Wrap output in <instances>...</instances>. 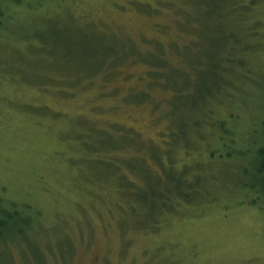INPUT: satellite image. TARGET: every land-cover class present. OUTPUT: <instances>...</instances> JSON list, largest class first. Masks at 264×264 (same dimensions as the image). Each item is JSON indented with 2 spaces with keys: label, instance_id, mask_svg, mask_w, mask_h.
Masks as SVG:
<instances>
[{
  "label": "rangeland",
  "instance_id": "obj_1",
  "mask_svg": "<svg viewBox=\"0 0 264 264\" xmlns=\"http://www.w3.org/2000/svg\"><path fill=\"white\" fill-rule=\"evenodd\" d=\"M199 9L194 0H0V204L18 214L0 228V264H264V213L251 197L237 205L242 192L231 198L247 162L227 157L236 149L251 159L247 124L263 112L264 0H226L200 37L190 29ZM229 33L240 61L218 74ZM251 40L256 54L243 48ZM150 147L164 175L183 170L211 194L140 229L156 217L159 189L128 164L157 178Z\"/></svg>",
  "mask_w": 264,
  "mask_h": 264
},
{
  "label": "trees",
  "instance_id": "obj_2",
  "mask_svg": "<svg viewBox=\"0 0 264 264\" xmlns=\"http://www.w3.org/2000/svg\"><path fill=\"white\" fill-rule=\"evenodd\" d=\"M10 1H12V0H10ZM13 1H15L17 3V0H13ZM194 2H196L199 5L200 9H199V13L196 16L190 17V20L194 21L193 28L191 25L190 29L195 31L196 34L199 35V37H200L201 35L207 34L204 31L205 27L206 28H207V26L209 27V23L207 24V21L215 20V18H216L215 16H218L219 13L223 11V9L226 5V0H194ZM247 8H249V7L248 6L244 7V9H247ZM228 10L230 12L231 11L236 12L238 9L230 8ZM245 12H247V11L245 10ZM240 15H242V14H238V16H240ZM206 17L209 20L206 19ZM224 22H223L222 26L225 25ZM238 23L239 22L236 21V22H234V25L239 28L240 26ZM251 27L256 28V26H251ZM257 34H258V36H260V33H258V30L255 29L254 31L249 32V37L251 39H254L255 37H258V36H256ZM199 41H200L199 38H197V42L195 44H197ZM238 43L239 42L237 41V39H234L233 37H231L230 33L226 34V39H224V44L226 45V47H224L221 51L224 52L225 50H227V51L229 50L228 51L229 53L231 50H233V51L229 54L228 57H225L222 59H218V58L215 59L217 61L215 68L218 71V74L226 71V68L223 67L224 63L225 64H229V62H232L234 64L239 63L238 62V61H240L239 57L238 58L235 57L237 54L242 53L241 50L239 48H237L236 44H238ZM257 45H258V43L254 44V41L251 40L250 43L248 42V43L244 44L243 48H244V50H249L251 52V54H256L257 53L256 51L258 50ZM221 57H223V56H221ZM263 67H262V69H263ZM224 84H225V82H223L221 86H224ZM219 89H220V87L217 90H219ZM263 91H264V89H263ZM263 98H264V96H263ZM260 107L263 109V112L261 113L262 116L259 119V121L258 122L252 121V122L247 124V128H249V134L251 137L250 142L248 143V146L250 147V149H248L247 156L252 155L251 159L246 158V151L236 150V149H233L232 152L229 153L227 157L231 158L230 157L231 155H234V156L236 155V157H233V158L236 159V163H238V165L240 162L245 160L247 162V164H245V167L243 164L244 168L241 169L240 171H241V174L243 175L244 178L246 177V179L250 180L249 184H243L242 183L243 177L239 176L238 173H236L235 179L231 177L233 174H231V175L229 174V177H231V179H232L231 181H233L232 183L234 185L232 188L233 194L231 195V198L232 197L235 198L234 195H238L237 191L240 193L242 192L244 194V196L242 199H239L240 202H238L237 205H242L243 203H245L244 201L246 200L245 199L246 197H251L252 200H251V203L249 205L252 206L255 203L258 204L257 205V207L259 208L258 211L261 213H264L263 212L264 211V99H262V105ZM234 116H235V114H234ZM255 124L262 125V130L260 132L255 129L256 128ZM219 125L220 126H219L218 130L219 131H225L224 126L222 125V122H219ZM221 125H222V127H221ZM170 129H171V126H170ZM170 129H169V131H170ZM192 129H194V128H192ZM194 130L197 131V129H194ZM186 135H187V131L185 132L183 138L177 139L175 142H171L170 145L174 146L175 143L180 142L178 140L183 139L185 141ZM220 137L223 138V136L221 134H218V139H222ZM131 138L133 139L134 136H132ZM230 140L234 144V140L233 139H230ZM231 146H233V145H231ZM148 150H150L149 156L152 159V163L155 164V162H156L158 167L161 169L159 172L161 174L157 175L156 176L157 178H155V179L153 178L154 175L151 174V172L153 171L152 168H150V169L149 168H147V169L141 168V166H138V164L135 161L133 162V164L132 163L128 164V166L130 168L134 169L135 171L141 170V175L143 176V178H145V180H147V177L152 178L151 181H153V183H156L157 187L159 189L158 192L155 191V193L152 192V194H151L152 197L154 198V202H156V205L155 206L151 205V207H153V208L150 212L154 213L155 215L153 214V216L154 217L156 216V217L154 220L149 221L147 224H144V223L141 224L140 229L155 228L156 227L155 222L157 221L156 218H157L158 212H167L168 213V212L176 209L178 207L177 206L178 204H180L181 206H183V205L191 206L192 205L193 210H195L194 205L198 201H201V199H205L206 194H208V195L211 194L209 191H207L206 189L203 188L204 184H202V183L200 186H196L195 188H194V186L191 187L192 184L190 183V180L187 181L184 178V174H186V172L183 170L179 171L177 176L172 175V174L168 175L167 172H166L167 175L166 174L164 175V172H162V170L164 171V168H165L164 164L162 163L164 160L161 162V160L159 158H156L153 156L154 152L156 154H159L160 152L157 151V149H153L151 147ZM240 153H242V157L239 156ZM226 160L228 161V159H226ZM168 162H169V160L167 159L166 165L169 166ZM135 164L137 165V169L135 168V166H133ZM185 170H187V169H185ZM187 171L189 172V170H187ZM238 171H236V172H238ZM146 174L147 175L149 174V176H146ZM164 180H166V181L164 182ZM194 180H196V179H194ZM151 181H150V183H151ZM169 182H172L175 185V187L171 191L169 188L167 190H165V187L170 186ZM144 187H145V185L143 186V188ZM143 188H141V190ZM221 197H222V195L219 194L217 196V199H221ZM195 199H200V200H195ZM217 199H215V200H217ZM216 205L218 206V204H216ZM227 207L228 206H222L221 211H223V209H227ZM204 210H205L204 208L201 209L202 212H204ZM9 213L11 215H9ZM13 214L15 216H17L18 215L17 210H13V209L11 211L6 210L0 204V221H2L0 223V228H3V224H5L4 221L12 220ZM26 226H28V225H26ZM6 231L7 230L1 232V229H0V239H2L3 234ZM18 233H20V232H18Z\"/></svg>",
  "mask_w": 264,
  "mask_h": 264
}]
</instances>
